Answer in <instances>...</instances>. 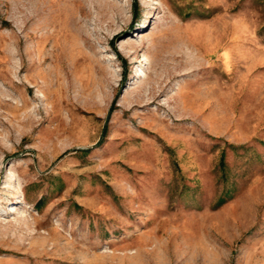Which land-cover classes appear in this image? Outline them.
Instances as JSON below:
<instances>
[{
    "label": "rangeland",
    "instance_id": "obj_1",
    "mask_svg": "<svg viewBox=\"0 0 264 264\" xmlns=\"http://www.w3.org/2000/svg\"><path fill=\"white\" fill-rule=\"evenodd\" d=\"M0 264H264V0H0Z\"/></svg>",
    "mask_w": 264,
    "mask_h": 264
}]
</instances>
